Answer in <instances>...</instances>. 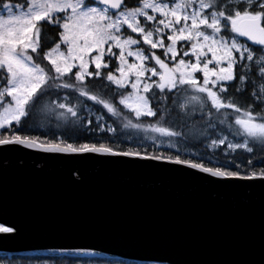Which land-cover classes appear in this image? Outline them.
I'll return each instance as SVG.
<instances>
[{
  "label": "snow or ice",
  "instance_id": "obj_1",
  "mask_svg": "<svg viewBox=\"0 0 264 264\" xmlns=\"http://www.w3.org/2000/svg\"><path fill=\"white\" fill-rule=\"evenodd\" d=\"M246 89L251 99L241 106L236 94ZM80 98L136 133L129 137L135 146L26 134L35 110L57 128L82 125L81 113L92 110ZM197 108L205 127L195 131L213 154L222 146L225 157L264 150V0H0V150L123 157L216 180L264 181V164L252 158L246 167L259 172L182 154L184 119ZM89 130L116 133L102 114ZM15 231L0 226L3 234Z\"/></svg>",
  "mask_w": 264,
  "mask_h": 264
},
{
  "label": "water",
  "instance_id": "obj_2",
  "mask_svg": "<svg viewBox=\"0 0 264 264\" xmlns=\"http://www.w3.org/2000/svg\"><path fill=\"white\" fill-rule=\"evenodd\" d=\"M0 225L17 230L0 233V255L96 250L162 264H264V181L0 150Z\"/></svg>",
  "mask_w": 264,
  "mask_h": 264
},
{
  "label": "trees",
  "instance_id": "obj_3",
  "mask_svg": "<svg viewBox=\"0 0 264 264\" xmlns=\"http://www.w3.org/2000/svg\"><path fill=\"white\" fill-rule=\"evenodd\" d=\"M126 3L129 6H132L136 3V0H126ZM51 35V34H50ZM50 43V41H49ZM46 63V62H44ZM253 69H255V65L253 64ZM91 70V69H90ZM251 75V73H250ZM255 79L258 81V75L255 77ZM232 83H235L233 81ZM258 87V84H257ZM95 90V89H93ZM55 91V90H53ZM67 90H59V94L62 96L65 94ZM246 95H241L237 93L236 95L239 97L238 103L241 106H244L246 103H248L251 99V89H246ZM53 99H55V96H53ZM81 101L87 105L92 111H84L81 113L83 117V124L77 127H72L71 125H64L61 124L59 128L55 126L56 121L55 119L48 120L45 118V115L39 111L35 110L33 116L29 120V127L26 134L31 135H39L40 133H45L46 135L51 138V133H56L57 135H62L64 138L68 139L69 142H72L75 140L76 142H96V141H103V140H111V141H117L119 142L120 146L123 148H127L130 144L131 146H135V144L129 140V137H132L133 140L135 139V136L137 135L132 130H126L123 129L119 121L113 122V118L110 117L106 112H104L102 109L97 112L96 110L100 107L98 105H94L91 101H86L84 98H80ZM231 110H229L230 112ZM102 114L104 115L107 123L112 124L114 128H116V133L108 134L106 132H99V131H90L89 129H92L94 125L96 124V115ZM200 112L197 108L195 113L192 114L190 112V115L188 117H185L184 123V131L187 133L186 139L179 142L181 152L182 154L187 158L189 153L195 152L199 156H203L205 160L207 161V158L209 156H213L214 160L218 164H226L230 161L232 162L231 170H237L234 165L235 163H240L241 168L239 171L245 172V171H252L255 170L256 172H259L261 170L260 167H255L254 169L246 167L247 160L249 158H252L254 165H261L264 164V150H261L259 147H257L253 153H247L243 150H237L235 153H232L230 156L225 157L224 153L225 150L223 147L216 150V153L213 154L211 150L207 148L208 140L205 139L204 135H200L199 132H196L195 129H203L205 127V122L203 120L199 119ZM146 120L149 118H145ZM155 120V118H150ZM88 120H91V124H88ZM172 120L176 122L177 127H179V118L175 115V113L172 116ZM219 124L217 122L216 128L212 129L209 128L207 130V135L212 134L214 131L219 130ZM227 131V129H225ZM140 137H143V133L138 134ZM229 138L232 139L231 136ZM43 139V137H42ZM149 143V151H151L150 142ZM165 154L171 152L175 153V149H169L167 147H163L161 149ZM194 157V158H198ZM99 255L95 254H77V255H6V256H0V263L1 264H91L95 261H99ZM114 262V261H111Z\"/></svg>",
  "mask_w": 264,
  "mask_h": 264
},
{
  "label": "bare ground",
  "instance_id": "obj_4",
  "mask_svg": "<svg viewBox=\"0 0 264 264\" xmlns=\"http://www.w3.org/2000/svg\"><path fill=\"white\" fill-rule=\"evenodd\" d=\"M231 139V138H230ZM242 150V149H240ZM257 190H254L252 192H256ZM1 226V225H0ZM77 254H95L99 255V261L97 262L94 260L93 263L91 264H162L160 262H156V261H152V260H136V259H132V258H126V257H121L118 255H108V254H104L101 252H97L96 250L91 251L90 253L88 252H75V253H70V254H53V255H77ZM6 255H10V254H4V255H0V256H6ZM12 256L15 255H22V254H11ZM114 261V262H111Z\"/></svg>",
  "mask_w": 264,
  "mask_h": 264
},
{
  "label": "rangeland",
  "instance_id": "obj_5",
  "mask_svg": "<svg viewBox=\"0 0 264 264\" xmlns=\"http://www.w3.org/2000/svg\"><path fill=\"white\" fill-rule=\"evenodd\" d=\"M254 65H255V64H254ZM257 72H258V70H257ZM229 139H230V138H229ZM222 147H223L224 150H226V147H225V146H222Z\"/></svg>",
  "mask_w": 264,
  "mask_h": 264
}]
</instances>
